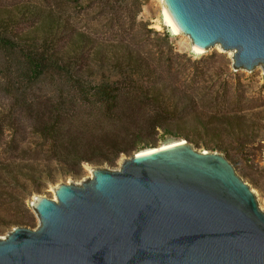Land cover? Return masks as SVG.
<instances>
[{
	"label": "water",
	"instance_id": "obj_1",
	"mask_svg": "<svg viewBox=\"0 0 264 264\" xmlns=\"http://www.w3.org/2000/svg\"><path fill=\"white\" fill-rule=\"evenodd\" d=\"M196 52L264 73V0H162ZM31 205L36 228L0 237V264H264V211L233 164L186 140L93 168Z\"/></svg>",
	"mask_w": 264,
	"mask_h": 264
},
{
	"label": "trees",
	"instance_id": "obj_2",
	"mask_svg": "<svg viewBox=\"0 0 264 264\" xmlns=\"http://www.w3.org/2000/svg\"><path fill=\"white\" fill-rule=\"evenodd\" d=\"M131 40H98L48 5L0 11V93L7 99L0 116L12 132L28 126L36 139L24 159L0 162L1 181L38 191L79 175L83 163L113 166L153 147L158 129L211 151H229L225 136L237 148L256 141L252 118L200 108L194 94L167 78L151 49Z\"/></svg>",
	"mask_w": 264,
	"mask_h": 264
},
{
	"label": "rangeland",
	"instance_id": "obj_3",
	"mask_svg": "<svg viewBox=\"0 0 264 264\" xmlns=\"http://www.w3.org/2000/svg\"><path fill=\"white\" fill-rule=\"evenodd\" d=\"M23 2L52 7L63 18L90 32L98 40L132 38L134 46L143 51L152 50L153 60L160 63L159 67L167 73V78L194 94L200 108L207 111L214 107L241 110L246 117L252 118L256 141L237 148L231 137L225 136L224 141L229 146V151L217 152L225 155L233 164L237 174L256 195L259 207H264V73L260 66L251 72L244 69L233 70L232 54L222 50L219 45L202 53L193 52L190 38L185 34H174L165 20L162 0H78L79 4L65 0H0V11ZM137 8V15L132 20ZM144 26H147L149 32ZM164 34L167 36L164 37ZM6 103V97L0 93V110ZM150 138L155 140L153 147L185 141L183 138L165 135L159 129ZM35 141L28 126L12 132L8 123L0 116V162L21 160L25 151L35 150ZM124 157L126 155L120 156L113 166L83 163L79 175L47 182L38 191L31 185L26 188L13 187L0 180V237H4L15 226L36 228L38 218L31 205L36 197L54 199L53 188L58 184L70 181L80 183L92 176L93 168H119ZM14 221H22L23 225H14Z\"/></svg>",
	"mask_w": 264,
	"mask_h": 264
},
{
	"label": "bare ground",
	"instance_id": "obj_4",
	"mask_svg": "<svg viewBox=\"0 0 264 264\" xmlns=\"http://www.w3.org/2000/svg\"><path fill=\"white\" fill-rule=\"evenodd\" d=\"M163 14H164V18H165V20L168 22V20H167V18H166V16H165V13H164V11H163ZM169 23V22H168ZM170 25V24H169ZM171 27V26H170ZM172 31H173V29H172ZM173 33H174V31H173ZM175 34V33H174ZM193 46V44L191 45V47ZM215 46H218V45H215ZM192 50H193V52H195V53H202V52H196L193 48H192ZM229 53L230 54H232V52L231 51H229ZM181 142H183V141H181ZM171 145V144H170ZM165 146H169V145H165ZM153 149V148H152ZM146 150H149V149H146ZM145 151V150H144ZM261 210H263L264 211V207H262V209Z\"/></svg>",
	"mask_w": 264,
	"mask_h": 264
}]
</instances>
